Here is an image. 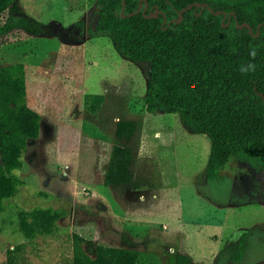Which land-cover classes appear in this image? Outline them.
Masks as SVG:
<instances>
[{"label": "rangeland", "instance_id": "rangeland-1", "mask_svg": "<svg viewBox=\"0 0 264 264\" xmlns=\"http://www.w3.org/2000/svg\"><path fill=\"white\" fill-rule=\"evenodd\" d=\"M17 1L23 15L52 31L83 19L88 33L99 16L97 0ZM22 36L3 37L0 67L24 63L27 102L42 115L41 132L28 141L15 171L19 191L0 212V264L18 246V264H75L102 245L138 249L137 264H168L178 254L191 264H233L231 242L245 230L246 255L236 264H264L258 163L232 158L222 179L207 181L208 136L187 129L178 114L147 112L149 64L123 57L109 37ZM119 137L132 150L131 180L106 186ZM47 208L62 213L54 231L28 239L20 212Z\"/></svg>", "mask_w": 264, "mask_h": 264}, {"label": "trees", "instance_id": "trees-1", "mask_svg": "<svg viewBox=\"0 0 264 264\" xmlns=\"http://www.w3.org/2000/svg\"><path fill=\"white\" fill-rule=\"evenodd\" d=\"M97 6L90 37L107 36L123 57L149 64L147 112L178 114L187 129L210 139L207 181L222 179L221 171L239 156L252 158L264 170V0H126V16L123 0H97ZM24 33L83 41L85 21L52 31L23 15L17 0H0V42L6 35L21 38ZM41 120L27 102L24 63L1 66L0 212L19 191L22 181L15 171L23 164L28 141L39 137ZM131 160L130 146L122 137L115 139L105 185L129 182ZM61 217L51 208L20 212L22 232L28 239L50 234ZM249 234L245 230L233 237L228 251L233 264L244 260ZM19 247L7 249V264H18ZM139 256L136 248L102 245L96 257L80 256L75 264H137ZM170 259L168 264L192 263L186 254Z\"/></svg>", "mask_w": 264, "mask_h": 264}, {"label": "water", "instance_id": "water-1", "mask_svg": "<svg viewBox=\"0 0 264 264\" xmlns=\"http://www.w3.org/2000/svg\"><path fill=\"white\" fill-rule=\"evenodd\" d=\"M196 5H198V6H206L207 5V3H200V2H196L195 3ZM125 5H126V0H123V8H122V16H126V14H125ZM192 6V4H190L189 5V7H191ZM140 8H141V5H140ZM146 8H147V1H146ZM210 8V7H209ZM211 9V8H210ZM184 10H186V9H184ZM184 10H182L181 12H183ZM158 12H160L159 10H157V11H155L154 13H152L151 15H149V16H155V15H157V13ZM217 13H221V11H219V12H217ZM225 13V15L227 16V12H224ZM231 14H233V12H230ZM182 18V16L180 17V19ZM179 19V20H180ZM239 26H244V24H242V25H239ZM248 28H250V25H246ZM250 30H251V28H250ZM252 32V31H251ZM85 37H90V35L88 34V33H86V36Z\"/></svg>", "mask_w": 264, "mask_h": 264}, {"label": "clouds", "instance_id": "clouds-1", "mask_svg": "<svg viewBox=\"0 0 264 264\" xmlns=\"http://www.w3.org/2000/svg\"><path fill=\"white\" fill-rule=\"evenodd\" d=\"M252 55H255V52L252 53ZM249 68H254V65H249Z\"/></svg>", "mask_w": 264, "mask_h": 264}]
</instances>
